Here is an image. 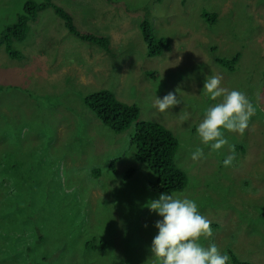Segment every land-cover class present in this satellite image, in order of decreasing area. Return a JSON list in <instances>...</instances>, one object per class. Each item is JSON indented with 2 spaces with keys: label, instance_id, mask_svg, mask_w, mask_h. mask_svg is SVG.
Returning a JSON list of instances; mask_svg holds the SVG:
<instances>
[{
  "label": "rangeland",
  "instance_id": "374dc122",
  "mask_svg": "<svg viewBox=\"0 0 264 264\" xmlns=\"http://www.w3.org/2000/svg\"><path fill=\"white\" fill-rule=\"evenodd\" d=\"M26 1L0 0V36ZM53 3L78 29L106 37L110 51L69 33L52 7L30 23L25 40H14L20 58L0 46V264H154L150 244L160 217L146 204L161 193L151 186L155 174L136 159L133 137L142 120L163 124L179 141L175 162L189 183L170 194L195 200L211 221L213 234L201 243H215L229 264H264V0ZM203 12L217 19L207 22ZM143 22L172 49L152 55ZM204 23L212 32L207 47ZM64 33L52 66L38 49L42 39L57 42ZM239 52L234 70L214 60ZM210 75L256 108L243 135L225 131L228 143L219 151L196 132L204 109L220 99L202 92ZM101 89L140 109L121 133L84 103ZM168 92L180 103L161 113L152 105ZM197 147L204 156L194 161Z\"/></svg>",
  "mask_w": 264,
  "mask_h": 264
},
{
  "label": "clouds",
  "instance_id": "9594fccd",
  "mask_svg": "<svg viewBox=\"0 0 264 264\" xmlns=\"http://www.w3.org/2000/svg\"><path fill=\"white\" fill-rule=\"evenodd\" d=\"M202 17L209 23L217 19L209 12H203ZM202 31L208 34L207 38H201L203 47H207V39L212 36V32L205 23ZM42 40L46 49L48 43L51 46L54 44L51 40ZM51 52L52 50L47 49L46 58L53 57ZM219 57L215 56L214 60ZM202 92L212 101L220 99L204 109L203 119L197 125L196 132L202 144L219 151L228 143L225 131L243 135L256 108L243 92L223 87L222 77L219 75L206 76ZM179 103L177 95L168 92L163 98L157 97L152 107L163 113ZM203 156V149L199 147L191 153L194 161ZM232 160L231 155L227 156L223 165L230 166ZM146 207L160 217L154 223L157 233L150 244L151 256L155 258L154 264H229V255L226 252L221 253L215 243L207 246L201 243L202 237H211L213 232L211 221L200 213L195 200L162 192L158 199L148 201Z\"/></svg>",
  "mask_w": 264,
  "mask_h": 264
},
{
  "label": "trees",
  "instance_id": "16d2710c",
  "mask_svg": "<svg viewBox=\"0 0 264 264\" xmlns=\"http://www.w3.org/2000/svg\"><path fill=\"white\" fill-rule=\"evenodd\" d=\"M49 7H52L55 13L65 21V26L70 33L110 51L109 42L106 37L78 29L73 15L64 7L54 4L53 0H42L40 2L27 0L24 4L23 12L18 14L16 22L8 26L0 36V46H4L5 51L10 57L13 59L20 58V51L13 47L14 40H25L31 29L30 23L35 22L38 19L39 13ZM210 14L213 17H217L215 12ZM142 30L146 44L152 55L156 56L166 50L170 51L172 49L171 40L166 37H155L151 33V25L148 22L142 23ZM38 53L43 54L42 56L44 57L46 56L47 49L45 47L39 48ZM239 55L240 53L233 60L219 57L216 61L223 67L234 70V63L237 61ZM46 61L53 66V60L49 59V56L46 58ZM1 75H4V72H0ZM154 75L152 74L153 77H155ZM84 103L94 111L98 119L117 133H121L130 127L134 121L138 120L140 115L138 105L119 101L115 94L107 89H101L91 95L85 96ZM133 142L137 148L136 159L146 163L156 176V181L151 183L155 191L159 193H171L182 191L187 187L189 177L175 162L179 141L166 126L156 121L142 120L138 124ZM129 175L130 172L126 174L127 177ZM106 247L107 244L104 242L103 248ZM231 254L237 263H241L233 253Z\"/></svg>",
  "mask_w": 264,
  "mask_h": 264
},
{
  "label": "crops",
  "instance_id": "0c3cea01",
  "mask_svg": "<svg viewBox=\"0 0 264 264\" xmlns=\"http://www.w3.org/2000/svg\"><path fill=\"white\" fill-rule=\"evenodd\" d=\"M64 35V37L61 39V40H59V41H57V42H54V44L50 47V50H52L54 47H57L58 45H59V43H62L63 45L66 43L63 39L66 37V34L64 33L63 34ZM51 60H53V61H55V64L56 63H58V61H56L57 60V58H53V57H51Z\"/></svg>",
  "mask_w": 264,
  "mask_h": 264
}]
</instances>
